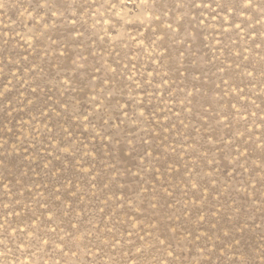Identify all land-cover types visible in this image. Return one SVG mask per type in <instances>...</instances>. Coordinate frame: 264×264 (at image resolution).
Returning <instances> with one entry per match:
<instances>
[{"label":"rangeland","instance_id":"1","mask_svg":"<svg viewBox=\"0 0 264 264\" xmlns=\"http://www.w3.org/2000/svg\"><path fill=\"white\" fill-rule=\"evenodd\" d=\"M0 264H264V0H0Z\"/></svg>","mask_w":264,"mask_h":264}]
</instances>
